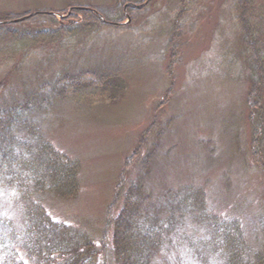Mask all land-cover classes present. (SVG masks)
Returning a JSON list of instances; mask_svg holds the SVG:
<instances>
[{
	"label": "rangeland",
	"instance_id": "1",
	"mask_svg": "<svg viewBox=\"0 0 264 264\" xmlns=\"http://www.w3.org/2000/svg\"><path fill=\"white\" fill-rule=\"evenodd\" d=\"M248 1L260 79L241 0H0V23H7L0 25V103L46 98L48 110L30 117L37 132L23 135H41L78 164L74 197L32 198L66 228L53 256L86 243L100 248L126 161L152 128L146 170L137 162L125 178L137 187L135 230L160 234L153 264H221L205 242L222 224L237 226L247 259L264 257V152L260 164L249 107L256 94L264 108V0ZM79 11H103L110 20L62 38L48 22L27 21L46 13L70 26L83 23ZM26 203L0 187V233L16 237L0 242V264H32L22 243L32 222ZM113 233L110 226L109 253Z\"/></svg>",
	"mask_w": 264,
	"mask_h": 264
},
{
	"label": "trees",
	"instance_id": "2",
	"mask_svg": "<svg viewBox=\"0 0 264 264\" xmlns=\"http://www.w3.org/2000/svg\"><path fill=\"white\" fill-rule=\"evenodd\" d=\"M124 4L123 1L120 2L118 9ZM240 4L243 7L241 11L244 39L252 52L253 65L259 72L256 77L260 79L261 71H263V65L259 62L261 48L256 42V32L248 26L244 11L245 6L250 3L248 0H241ZM74 13L80 15L78 21L83 20V23L67 26L66 20L59 22L57 18L46 13L32 16L27 21L39 20L42 24L48 22L49 26L55 29L52 31L53 35L56 38H62L72 32L97 28V25L103 24L100 17L110 20L103 11H98L97 14L85 11ZM117 14L122 17L123 10L118 11ZM49 96L48 94L46 97ZM255 97L256 94L250 96V122L254 156L261 164L260 152H264V108L257 103ZM35 101V103L30 101L11 106L0 103V187L17 190L21 194V200L27 202L26 209L32 215V222L26 231L27 236L22 242L27 250L28 260L32 264H109V258L112 256L114 264H153L155 252L160 247V234L154 229L147 230L145 233H137V229L135 230L136 216L133 211V200L138 196L137 187L134 183L127 187L125 178L137 162L143 165L139 168L141 171L146 170V165L151 159V150H153V146L146 147L148 140L152 137V128L145 133V138L140 143L142 147L126 161L125 177L120 179L113 201L106 211L105 232L100 241V248L97 249L93 243H86L83 248H71L63 251L61 256L55 257L53 256L54 240L58 237L62 239L60 235L66 231V228L54 223L48 217L44 207L32 198L44 194H56L63 198L74 197L79 191L78 164L72 163L66 156L56 152L41 135L31 136L30 139L23 135L24 131L25 134L35 135L37 132L35 123L30 117L37 113L41 115L42 109L45 112L48 110L44 105V102H48L46 98L39 105L38 101ZM122 204L124 208H121ZM119 209L117 213L116 210ZM115 214L119 215L115 217ZM110 226L114 228L111 253L108 252L106 236ZM10 239H16L13 232L10 237L8 234L0 233L1 243ZM243 242V237L236 225L222 224L208 237L205 245L209 254L221 260V264H264V257L257 256L255 261H250L244 256ZM7 264H27V262L22 258L21 260L10 259Z\"/></svg>",
	"mask_w": 264,
	"mask_h": 264
},
{
	"label": "water",
	"instance_id": "3",
	"mask_svg": "<svg viewBox=\"0 0 264 264\" xmlns=\"http://www.w3.org/2000/svg\"><path fill=\"white\" fill-rule=\"evenodd\" d=\"M149 0H147V2H148ZM146 2V3H147ZM146 3H144L143 5H141V6H136V5H133V4H129V7H132V8H134V9H137V10H139V9H142L145 5H146ZM94 12V11H93ZM95 13V12H94ZM102 20H103V18H101Z\"/></svg>",
	"mask_w": 264,
	"mask_h": 264
}]
</instances>
